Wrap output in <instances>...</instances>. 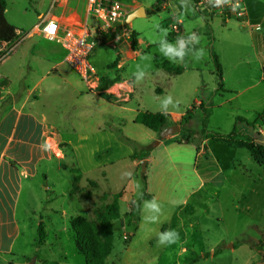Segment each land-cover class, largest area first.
I'll return each instance as SVG.
<instances>
[{
  "label": "rangeland",
  "instance_id": "1",
  "mask_svg": "<svg viewBox=\"0 0 264 264\" xmlns=\"http://www.w3.org/2000/svg\"><path fill=\"white\" fill-rule=\"evenodd\" d=\"M5 1L9 21L18 20L26 25L34 17L38 0ZM42 1L46 2H38ZM144 2L151 6L147 16L130 23L126 19L124 25L100 31L109 35V42L114 41V45L121 42L122 47L129 49L132 24L139 33V55L125 59L118 69V62L123 61L121 55L105 69L104 77L100 75L98 89L86 88L111 103L106 111L109 129L102 133L90 131L91 145L81 151L83 168L90 178L84 182L76 170L72 190L75 200L71 201L68 216L57 210L60 204L57 199L50 203L45 198L47 209L33 212L35 227L44 225L46 257L60 264H84L70 220L85 216L93 221L96 206L110 203L114 194L123 192L122 216L114 222V249L105 264H264L263 254L250 247L264 230V159L256 160L240 143L209 139L206 145L201 137L207 111L209 132L228 135L236 126L242 135L264 145V81H260L263 73L255 62L247 28L229 31L224 22L232 18L197 7L207 26L201 24L197 35L200 42L188 47L189 41L181 35V22L172 23L168 12L155 11L158 0ZM122 3L130 12L131 7ZM256 26H253L256 31L264 28L260 24L257 30ZM178 37L185 41V55L170 61L160 51V41L175 44ZM137 50L130 49V54L135 55ZM213 53L220 56L230 91L226 88L227 92L217 91ZM157 57L181 66L185 72L180 75L165 70ZM136 72L144 73L139 81ZM169 97L171 102L166 103ZM129 101L134 110L167 113L168 125L177 124L181 131L161 138L141 124L134 125V110L120 107ZM237 116L246 117L253 125L237 123ZM187 117L190 120L186 121ZM186 131L194 133V143L187 141ZM196 144L204 145L207 154L196 158ZM217 159L222 167L220 174ZM143 161L149 163L145 172ZM143 174L147 178V193L157 200L160 210L153 211L143 201L139 214L130 216L127 213L142 193ZM212 176H216L214 180L209 179ZM64 226L66 230L60 233L64 250L61 252L55 239ZM168 229L178 232V240L171 245H159L158 233ZM40 254L35 264L43 258V253Z\"/></svg>",
  "mask_w": 264,
  "mask_h": 264
},
{
  "label": "crops",
  "instance_id": "2",
  "mask_svg": "<svg viewBox=\"0 0 264 264\" xmlns=\"http://www.w3.org/2000/svg\"><path fill=\"white\" fill-rule=\"evenodd\" d=\"M38 1L34 6V17L28 24H19L18 20L11 22L6 17L17 28L22 41L0 63V264H30L31 258L37 257L40 252L43 258L37 264L50 260L46 257L48 253L44 252L48 243L37 246L33 212L38 208L40 212L47 209H44L45 198L50 203L57 199L60 201L57 210H61L62 216H68L71 201L75 200L72 190L76 170L83 176L84 182L90 178L89 172L83 168L81 157V151L91 145L90 131L102 133L109 129L106 111L111 103L97 93L87 91L78 74L66 63V50L59 42L42 39L37 32V25L44 17L58 21L61 32L70 28L81 32L86 25L98 27L102 23L89 16L86 0ZM244 1L247 20L227 19L224 25L234 32L246 26L255 62L263 73L260 81H264V28L260 31L253 29L256 25L264 26V0ZM125 3L131 7L129 14L140 8L145 10V16L151 13V6L144 0ZM197 7L196 0H158L156 6L159 11L169 13L172 23L181 22V35L189 41L188 47L196 45L195 40L188 39V33L198 35L201 24L207 26ZM117 27L113 25L112 30ZM134 28L129 25V29L136 32ZM108 36L104 33L99 38L91 55L92 62L103 77L105 69L121 55L123 61L118 62V69H121L125 59L139 55L138 50L135 55L130 54L132 44L129 49L122 47L121 42L114 45V41L107 40ZM181 70L180 75L185 72L184 68ZM224 84L230 91L226 80ZM130 103L132 101L120 107L132 111ZM139 111L133 112L134 125ZM237 117L246 119L244 116ZM208 141H205L206 145ZM204 152L207 154L203 145L196 158ZM216 162L220 174L222 167L218 159ZM215 177L209 179L214 180ZM205 182L203 179L202 184ZM65 230L66 226L57 231L55 239L61 252L64 250L60 233Z\"/></svg>",
  "mask_w": 264,
  "mask_h": 264
},
{
  "label": "trees",
  "instance_id": "3",
  "mask_svg": "<svg viewBox=\"0 0 264 264\" xmlns=\"http://www.w3.org/2000/svg\"><path fill=\"white\" fill-rule=\"evenodd\" d=\"M123 2H130L132 0H120ZM6 8L7 4L5 0H0V40L12 41L17 38V28L11 25L6 19ZM155 11H159L158 8ZM138 33L133 32L132 48L137 50L138 45ZM158 62H162L165 70L174 72L177 74L181 73V68L170 63V61H162L161 58H156ZM214 63L215 73L218 77V92H227L224 84V72L222 64L220 63L217 54H212ZM102 84V83H101ZM209 113L204 112V118L202 121L201 137L203 140H215L222 143L237 145L240 143L247 149L251 155L258 160L259 158L264 159V145L255 141L252 137L242 135L237 127L228 135L214 134L207 130V117ZM190 120V117L186 118V121ZM135 122L141 124L153 131L160 136V133L167 127H169V115L163 112L153 113L150 111H139ZM237 123H246L252 126L253 123L247 121L243 117H236ZM187 141L194 143V133L192 131H186ZM243 138V139H241ZM241 141V142H240ZM201 146L196 144V150L199 151ZM262 164L259 162V165ZM263 165V164H262ZM143 189L140 198L135 201L133 209L127 214L135 216L141 211V204L143 201H150L152 195L147 193V178L145 174L142 175ZM123 196V192H118L113 195V199L110 203H103L94 208L95 219L89 220L85 216H76L70 220L69 226L74 232V239L77 250L84 257V264H105L108 257L111 255L114 249V222L119 220L122 216L120 200ZM37 246L41 247L46 241V232L44 225L41 223L37 228ZM250 247L264 256V230L261 232V237L257 242L251 243ZM38 256V253L36 254ZM42 264H60L55 260H43Z\"/></svg>",
  "mask_w": 264,
  "mask_h": 264
},
{
  "label": "built area",
  "instance_id": "4",
  "mask_svg": "<svg viewBox=\"0 0 264 264\" xmlns=\"http://www.w3.org/2000/svg\"><path fill=\"white\" fill-rule=\"evenodd\" d=\"M67 1V0H61ZM87 12L102 25L98 27L84 26L82 31L70 28L61 32L58 21L41 18L37 32L42 39L57 41L66 50V63L78 74L81 81L90 91L100 86V74L92 62L91 55L97 46L102 28H112L113 25H124L129 15L120 0H86ZM197 6L207 13L219 14L235 19L247 17L244 0H222L214 6V0H196ZM48 29V30H46ZM21 37L12 41L0 40V63L10 56L20 45Z\"/></svg>",
  "mask_w": 264,
  "mask_h": 264
},
{
  "label": "clouds",
  "instance_id": "5",
  "mask_svg": "<svg viewBox=\"0 0 264 264\" xmlns=\"http://www.w3.org/2000/svg\"><path fill=\"white\" fill-rule=\"evenodd\" d=\"M222 3V0H214V6H218ZM257 30H259L260 25H257ZM48 30V29H46ZM163 31V30H162ZM167 33L165 32V35ZM188 39L189 40H195L197 43L200 42V37H198L195 32L188 33ZM160 51L164 54L165 57H167L170 61L174 57H180L183 58L185 55V41L182 38H177V41L175 44L168 43L165 39H161L160 41ZM204 53V49H201V54ZM136 76L137 81H139L143 76V72H136L134 74ZM171 102V97L168 98L166 103ZM147 207L151 208L155 212H159L160 210V204L157 202L155 198L152 199V201L145 202ZM155 217H153V220ZM179 238L178 232L172 229L165 230L163 232L158 233L157 236V243L159 245H171L175 243Z\"/></svg>",
  "mask_w": 264,
  "mask_h": 264
},
{
  "label": "water",
  "instance_id": "6",
  "mask_svg": "<svg viewBox=\"0 0 264 264\" xmlns=\"http://www.w3.org/2000/svg\"><path fill=\"white\" fill-rule=\"evenodd\" d=\"M145 16V10L143 8L137 9L136 11H133L132 13H130L127 17V23H130L131 21H133L136 18L139 17H143ZM181 131V127L179 125H171L167 128H165L161 133H160V137L161 138H166L172 134L175 133H179ZM147 167V161H143L142 162V170L143 172H145ZM36 261V257H34L31 261L30 264H35Z\"/></svg>",
  "mask_w": 264,
  "mask_h": 264
}]
</instances>
